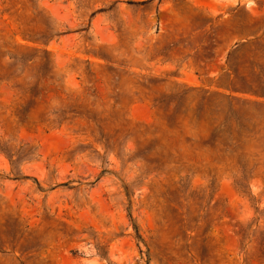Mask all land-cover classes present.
<instances>
[{
	"label": "rangeland",
	"instance_id": "rangeland-1",
	"mask_svg": "<svg viewBox=\"0 0 264 264\" xmlns=\"http://www.w3.org/2000/svg\"><path fill=\"white\" fill-rule=\"evenodd\" d=\"M0 264H264V0H0Z\"/></svg>",
	"mask_w": 264,
	"mask_h": 264
}]
</instances>
